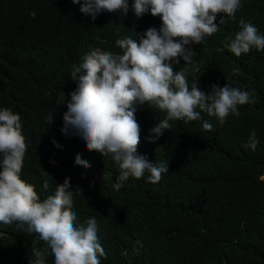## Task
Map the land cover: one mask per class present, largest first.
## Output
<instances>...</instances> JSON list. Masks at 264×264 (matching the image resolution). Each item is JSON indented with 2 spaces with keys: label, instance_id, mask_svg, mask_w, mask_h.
Here are the masks:
<instances>
[{
  "label": "trees",
  "instance_id": "obj_1",
  "mask_svg": "<svg viewBox=\"0 0 264 264\" xmlns=\"http://www.w3.org/2000/svg\"><path fill=\"white\" fill-rule=\"evenodd\" d=\"M133 2L126 15L102 11L93 20L80 11L83 0H0V108L21 116L28 143L21 179L35 186L41 201L65 178L73 191L82 189L72 210L78 225L95 216L107 254L101 264H264V51L237 57L224 46L241 19L264 35V0H241L235 19L218 14L217 25L225 20L220 30L189 46L191 63L180 58L174 65V71L186 72L190 88L197 80L205 94L226 84L254 93V103L238 106L239 117L230 114L220 124L201 112L202 120L169 121L171 129L149 143L166 112L137 106L138 153L153 164L168 163L158 183H149L145 172L115 189L119 167L111 157L89 152L78 136L62 133L69 94L77 87L72 65L97 47L119 54L118 39H139L137 34L161 26L150 13L137 18ZM62 93L64 102L58 103ZM203 121L212 131L202 128ZM253 131L255 151L243 147ZM78 155L89 168L75 164ZM33 247L46 245L18 222L0 223V264H29ZM45 264H54L51 254Z\"/></svg>",
  "mask_w": 264,
  "mask_h": 264
},
{
  "label": "clouds",
  "instance_id": "obj_2",
  "mask_svg": "<svg viewBox=\"0 0 264 264\" xmlns=\"http://www.w3.org/2000/svg\"><path fill=\"white\" fill-rule=\"evenodd\" d=\"M72 3L81 4V0ZM240 8L241 0H134L133 14L137 18L148 13L159 17V29L150 27L142 36L137 34L139 39H118L119 54L97 47L84 55L78 66L72 65L71 78L77 87L69 94L61 131L82 139L87 151L111 157L119 167L115 189L129 177L142 178L145 172L150 174L148 182L156 184L169 172L168 163L153 164L138 153L141 129L135 117L137 106L146 104L166 112L150 131L148 142L155 143L171 129L169 121L202 120L201 112H206L223 124L230 114L240 116L238 106L255 102L254 93L228 84L212 85L205 94L197 80L189 87L183 69L174 71L180 58L185 65L191 63L194 52L190 45H200L220 30L225 20L220 19L217 25L218 14L235 19ZM80 11L93 20L102 11L126 15L129 0H83ZM29 15L35 18L36 14ZM239 27L225 37V48L237 57L253 49L264 51V35L254 24L241 19ZM63 102L62 93L58 103ZM47 121L53 124V116ZM202 128L212 131L208 121H203ZM258 144L253 131L243 147L255 151ZM27 148L21 116L10 108H0V223L18 222L21 230L44 242L46 247L32 248L34 259L29 264H45L49 254L54 264H101L100 258L107 254L97 235L95 216L86 225H78L72 210L73 197L82 195V189L73 191L71 178H65L53 195L41 201L35 186L21 179ZM75 164L90 167L79 155ZM43 187L48 188L47 180Z\"/></svg>",
  "mask_w": 264,
  "mask_h": 264
}]
</instances>
